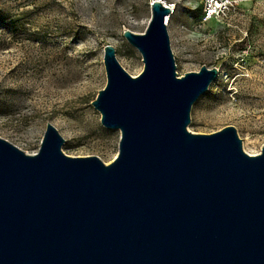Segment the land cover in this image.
Returning <instances> with one entry per match:
<instances>
[{"label":"water","instance_id":"obj_1","mask_svg":"<svg viewBox=\"0 0 264 264\" xmlns=\"http://www.w3.org/2000/svg\"><path fill=\"white\" fill-rule=\"evenodd\" d=\"M141 33L125 29L137 75L103 47L106 83L91 105L118 129L109 163L63 152L50 122L27 153L0 137V264H264V143L234 126L188 130L218 70L178 76L162 1Z\"/></svg>","mask_w":264,"mask_h":264},{"label":"rangeland","instance_id":"obj_2","mask_svg":"<svg viewBox=\"0 0 264 264\" xmlns=\"http://www.w3.org/2000/svg\"><path fill=\"white\" fill-rule=\"evenodd\" d=\"M152 0H0V137L37 151L50 122L71 156H116L119 130L104 127L91 105L106 83L103 47L111 44L131 75L141 55L123 36L144 31ZM174 3L166 28L178 76L201 65L218 73L192 104L188 130L234 126L250 154L264 143V0ZM214 1V0H213Z\"/></svg>","mask_w":264,"mask_h":264},{"label":"built area","instance_id":"obj_3","mask_svg":"<svg viewBox=\"0 0 264 264\" xmlns=\"http://www.w3.org/2000/svg\"><path fill=\"white\" fill-rule=\"evenodd\" d=\"M164 5L166 4V7H169L171 12L174 8V3L173 2H166V0H161ZM225 0H212L211 2H208L203 8L204 15L206 17H211L214 14H217L221 10L222 4L224 5Z\"/></svg>","mask_w":264,"mask_h":264},{"label":"bare ground","instance_id":"obj_4","mask_svg":"<svg viewBox=\"0 0 264 264\" xmlns=\"http://www.w3.org/2000/svg\"><path fill=\"white\" fill-rule=\"evenodd\" d=\"M158 1H161V0H158ZM164 3H165V2H164ZM165 5H166V4H165ZM173 10H174V8H173ZM173 10H172V11H173ZM171 13H172V12H171ZM171 13H170V14H171ZM170 14L165 15V21H166V23H168V18H169V16H170ZM249 154H250V153H249Z\"/></svg>","mask_w":264,"mask_h":264}]
</instances>
